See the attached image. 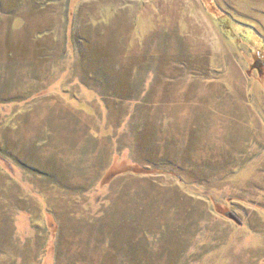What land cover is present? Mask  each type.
<instances>
[{"label": "rangeland", "instance_id": "374dc122", "mask_svg": "<svg viewBox=\"0 0 264 264\" xmlns=\"http://www.w3.org/2000/svg\"><path fill=\"white\" fill-rule=\"evenodd\" d=\"M0 264H264V0H0Z\"/></svg>", "mask_w": 264, "mask_h": 264}, {"label": "water", "instance_id": "95a60500", "mask_svg": "<svg viewBox=\"0 0 264 264\" xmlns=\"http://www.w3.org/2000/svg\"><path fill=\"white\" fill-rule=\"evenodd\" d=\"M234 219H236V217H233Z\"/></svg>", "mask_w": 264, "mask_h": 264}, {"label": "trees", "instance_id": "16d2710c", "mask_svg": "<svg viewBox=\"0 0 264 264\" xmlns=\"http://www.w3.org/2000/svg\"><path fill=\"white\" fill-rule=\"evenodd\" d=\"M112 83V82H111ZM122 85H123V83H122ZM228 217V216H227Z\"/></svg>", "mask_w": 264, "mask_h": 264}]
</instances>
